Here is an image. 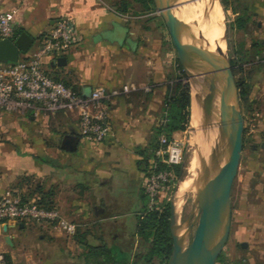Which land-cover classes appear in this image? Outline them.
I'll list each match as a JSON object with an SVG mask.
<instances>
[{
  "label": "crops",
  "instance_id": "1",
  "mask_svg": "<svg viewBox=\"0 0 264 264\" xmlns=\"http://www.w3.org/2000/svg\"><path fill=\"white\" fill-rule=\"evenodd\" d=\"M141 6L143 12L132 15L127 5L120 11L106 0H0V12L14 14L17 29L30 34L35 44L59 18L74 20L80 42L64 56L66 64H55L57 60L45 64L50 75L69 87L83 95L100 87L113 90L136 84L142 88L112 103V135L101 144L82 136L75 109L18 117L0 111V134L15 147L0 144V198L11 191L26 200L49 203L80 225L74 238L34 223L4 225L0 260L9 255L12 264H86L89 250L101 245L84 243L93 234L110 247L134 253L135 216L146 206L142 153L157 133L170 76L178 71L164 21ZM241 16L244 50L264 58V0H243ZM262 71L264 67L250 72L247 82L252 93L243 105L245 140L253 155L264 150ZM145 87L150 92H144ZM68 135L79 140L74 152L62 148Z\"/></svg>",
  "mask_w": 264,
  "mask_h": 264
},
{
  "label": "built area",
  "instance_id": "2",
  "mask_svg": "<svg viewBox=\"0 0 264 264\" xmlns=\"http://www.w3.org/2000/svg\"><path fill=\"white\" fill-rule=\"evenodd\" d=\"M17 32L15 15L0 12V40L14 41L19 36ZM79 42L80 36L74 20L61 17L19 61H0V111L39 116L56 115L75 109L79 113L80 131L87 141L101 144L109 138L112 135V103L142 88L136 84H127L113 90L100 87L89 96H84L62 80H56L46 71V62L66 56ZM254 63L264 65V58L256 56ZM143 91L150 92V87L143 88ZM160 140L162 147L158 156L162 158L161 163L170 166L179 164L182 160L181 143L169 141L164 134ZM157 169L155 164L145 187L151 210L160 209L159 200L166 191L170 176L166 170ZM27 223L59 229L68 238H74L80 228L78 223L63 217L55 208H46L36 201L26 200L18 193L7 192L0 198V228L9 224L20 226ZM0 264L7 263L1 259Z\"/></svg>",
  "mask_w": 264,
  "mask_h": 264
},
{
  "label": "rangeland",
  "instance_id": "3",
  "mask_svg": "<svg viewBox=\"0 0 264 264\" xmlns=\"http://www.w3.org/2000/svg\"><path fill=\"white\" fill-rule=\"evenodd\" d=\"M108 4L117 10L124 11L125 5L129 7L130 14L139 15L143 12L144 8L141 4L136 3L134 0H106ZM224 11L225 16V27H226V57L227 62L230 68L233 71L236 81L239 83L241 78H246L249 76L250 72L258 70V64L254 63L253 55L248 54L245 50L244 43V33H242V29L237 28V20L241 17L242 9H243V0H219ZM225 2V5L223 2ZM185 2L181 0L180 3ZM189 6V4H187ZM187 5L182 6V9H185ZM153 11L157 13L155 5L153 7ZM159 19H162L161 16H156ZM163 20V19H162ZM163 27L166 28L164 22ZM169 36V33H168ZM169 50L172 52V56L174 61L177 64V61L180 62L176 49L174 48L171 38L169 36L168 42ZM181 63V62H180ZM182 65V64H181ZM183 67V66H182ZM264 67V66H262ZM177 74L172 73L170 76V81L168 83V87H171L172 90L176 87L178 82H183L184 84H188L190 88V95L192 96V87L191 80L188 73L184 70L179 73V69H177ZM264 73V71H262ZM258 80V79H257ZM262 80H264V75L262 76ZM241 105L243 109L244 102L241 99ZM164 115V114H163ZM191 115L192 109L190 107V120L183 132L176 133L173 137H169L165 132L162 134L158 133V129L163 127L167 121L162 122L163 117L160 118L157 133L154 139L151 141V145L148 151L143 152L142 154L149 156L155 155V158L161 162V157L158 156V151L162 147L160 137L164 134L168 137L169 141H179L181 143L182 148V160L179 164L176 165H166L169 167L166 170L170 176L168 182L166 183V191L162 194L161 199L159 200L161 204H171L172 211L174 208V197H176V204L178 206V213L176 212V218L180 223L187 225V228L190 229V226L194 225L193 230H190V234L187 238L185 249L190 245L193 236L194 230L196 227V219L199 217L200 207L203 205L206 199V185L204 183V178L201 179V198L202 200L195 197V194L188 193L183 198H179L177 195L178 185H180L181 181L186 179H196L197 177L202 175L203 168V156H196L199 152V149L194 139L192 138L195 133L194 129L191 125ZM18 117L19 115H15ZM15 117V118H16ZM25 125L28 126V122H25ZM207 128V126H203ZM193 130V131H192ZM0 129V133H1ZM9 131H15L14 128H9ZM5 133V132H3ZM193 141V142H192ZM4 143L5 145H9V148L12 147L11 142L7 141L0 134V144ZM211 151V150H210ZM1 153V152H0ZM197 153V154H196ZM194 155V156H193ZM195 156L198 157V163L196 167V172L192 171L189 167L191 166V161L195 159ZM200 158V159H199ZM144 159V156H143ZM202 161V164H201ZM150 165L145 164L147 168H145V176L143 183V191L146 193V185L148 178L153 174L156 160L151 159ZM180 167L179 173L176 172L175 167ZM173 168V169H170ZM198 172V173H197ZM193 174V175H192ZM196 175V176H195ZM195 177V178H194ZM197 180V179H196ZM145 207H149L150 200L146 197ZM161 208V206L159 207ZM145 210V208L143 209ZM143 210L140 211L135 217H138ZM151 210V209H150ZM134 216L129 222L133 221ZM172 218V215H171ZM130 222V223H131ZM172 222V219H171ZM94 226V224H91ZM132 229L134 227L131 226ZM91 231V230H90ZM89 231V232H90ZM92 233V231H91ZM105 241L104 239H99L98 235L93 234L92 238L87 237V241L84 243H99ZM109 241V240H108ZM131 242L134 245V250L138 249L140 242L139 239L131 237ZM133 250V251H134ZM172 256V254H171ZM170 258L162 263L160 260L156 259L155 264H169ZM5 258V257H4ZM219 259V261H218ZM216 264H264V150H258L257 155L251 154V148L249 141L245 140L244 152L242 155L241 165L239 168L238 175L236 176L233 189H232V217L230 221V229L229 234L226 240L225 248L218 257Z\"/></svg>",
  "mask_w": 264,
  "mask_h": 264
},
{
  "label": "water",
  "instance_id": "4",
  "mask_svg": "<svg viewBox=\"0 0 264 264\" xmlns=\"http://www.w3.org/2000/svg\"><path fill=\"white\" fill-rule=\"evenodd\" d=\"M157 13L163 19L168 30L172 44L176 49L178 58L187 72L186 64L192 65L199 73L188 75L191 87L198 95L202 96L206 108L212 106L219 99L224 115L230 116L228 128L236 131V139L230 142L224 151L225 164L223 166L222 191L209 193L199 210V217L196 219L194 236L186 251L182 250L181 242L173 234V226L177 221L176 211L173 208L171 234L173 238V252L169 264H185L186 258H196L203 252V264H216L218 257L225 248L229 234L230 221L232 217V189L241 165L245 145V116L241 105L239 84L235 79L228 62L227 67H220L217 64V53L212 54L208 60H203L195 53L197 43L200 41L209 43L202 36H191L185 29H179L174 19V10L189 4L188 2H174L168 4L166 0H153ZM35 43V39L27 32H22L16 40H0V61L17 62L21 56L27 53ZM55 64L63 66L66 58L61 57ZM200 83L202 85H200ZM225 84L230 86V92L226 91ZM92 92V91H91ZM84 94L89 96L91 94ZM78 139L68 135L63 140L62 148L74 152L77 149ZM228 210V231L226 239L218 241L214 237L213 221L216 214L221 210ZM194 225L190 226L192 231ZM11 244L10 237L7 238Z\"/></svg>",
  "mask_w": 264,
  "mask_h": 264
},
{
  "label": "bare ground",
  "instance_id": "5",
  "mask_svg": "<svg viewBox=\"0 0 264 264\" xmlns=\"http://www.w3.org/2000/svg\"><path fill=\"white\" fill-rule=\"evenodd\" d=\"M168 4L179 2L181 0H166ZM189 3V6L180 7L174 10V19L179 29H185L191 36H202L207 42H198L195 48V53L199 58L208 60L212 54L218 51L216 59L218 66L227 67L226 57V27L225 16L219 0H184ZM187 72L190 75H198V71L190 64H186ZM200 85H202L200 83ZM226 91L230 92L231 88L225 84ZM193 118L191 121L192 128L195 133L193 135L194 142L199 148L196 156H203L202 175L196 179H186L178 185L177 195L183 198L186 194L194 193L195 197L200 199L201 179L204 178L206 185V196L209 193L219 194L223 187V166L225 164L224 151L230 142L236 139V131L228 128L230 116L224 115L219 99L212 106L206 108L202 96L198 95L194 90L191 96ZM207 126L204 128L203 126ZM193 131V130H192ZM193 142V141H192ZM211 150V151H210ZM194 156V155H193ZM191 161L189 167L196 172L198 157ZM200 159V158H199ZM201 161V164H202ZM198 173V172H197ZM193 175V174H192ZM196 176V175H195ZM195 178V177H194ZM174 197V208L178 213V206ZM202 200V199H200ZM228 210L219 211L213 221L214 237L218 241H224L228 231ZM174 223L173 234L181 242L183 251L185 249L187 238L190 234V229L187 225L180 223L178 220ZM204 253L196 258H186L185 264H203Z\"/></svg>",
  "mask_w": 264,
  "mask_h": 264
},
{
  "label": "trees",
  "instance_id": "6",
  "mask_svg": "<svg viewBox=\"0 0 264 264\" xmlns=\"http://www.w3.org/2000/svg\"><path fill=\"white\" fill-rule=\"evenodd\" d=\"M141 3L147 10H153L154 1L153 0H136ZM225 5V2L222 1ZM237 28L243 29L245 27V20L241 16L237 20ZM23 30L19 29L17 34L20 35ZM256 56L254 57L255 60ZM262 64H258V68H263ZM177 69L179 73L183 72V67L179 61H177ZM54 77V76H53ZM56 80H62L67 86L68 84L61 78L54 77ZM249 76L246 78H241L239 81V91L240 97L243 102H247V98L252 93V85L247 82ZM69 87V86H68ZM190 107H191V95L190 88L188 84L183 82H178L176 87L172 90L168 87V93L165 101V109L163 120L167 121L165 125H162L158 129V133L162 134L165 132L169 137H173L176 133L183 132L190 120ZM192 109V107H191ZM144 163L150 165V160L155 159V163L158 167L157 170L166 169L169 167L162 165V163L155 158V155H144ZM144 164V165H145ZM145 168H147L145 166ZM173 169V168H170ZM176 172L179 173L180 167H175ZM144 192L145 199L148 198L147 194ZM37 203L46 208H54L50 206L49 203H43L37 201ZM160 209L150 210L145 207L143 213H141L137 220V230L134 238L139 239L140 245L138 249L134 250V253L130 251L125 253L119 251L117 247L109 246L107 242L101 241V245L98 247H92L91 250L85 256L86 264H155V260L158 259L162 263L166 262L172 252H173V238L171 234V215H172V205L171 204H161ZM5 261L7 264L11 263V258L9 255L5 256ZM219 261V259H218ZM217 261V262H218Z\"/></svg>",
  "mask_w": 264,
  "mask_h": 264
}]
</instances>
